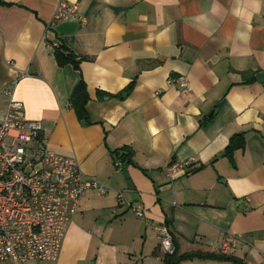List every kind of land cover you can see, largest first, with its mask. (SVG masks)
Returning <instances> with one entry per match:
<instances>
[{
  "label": "crops",
  "instance_id": "1",
  "mask_svg": "<svg viewBox=\"0 0 264 264\" xmlns=\"http://www.w3.org/2000/svg\"><path fill=\"white\" fill-rule=\"evenodd\" d=\"M61 2L78 3L85 22L69 19L49 29ZM54 38L83 57L79 69L58 64ZM260 72L264 0H0V106L22 101L54 150L109 187L86 192L57 261L25 264H160L164 224L180 253L217 252L205 242L236 234L242 239L232 254L264 264ZM180 76L186 92L169 82ZM82 79L89 122L70 102ZM132 82L126 98L115 96ZM98 91L106 94L99 98ZM239 132L246 145L232 163L223 153ZM124 146L133 149L132 162L117 159L123 162L117 167L113 151ZM178 161L190 163L166 176ZM99 210L120 220L121 241L87 226L90 212Z\"/></svg>",
  "mask_w": 264,
  "mask_h": 264
},
{
  "label": "built area",
  "instance_id": "2",
  "mask_svg": "<svg viewBox=\"0 0 264 264\" xmlns=\"http://www.w3.org/2000/svg\"><path fill=\"white\" fill-rule=\"evenodd\" d=\"M69 19L85 22L78 3L61 2L49 24ZM60 47L57 39L51 41ZM169 82L183 92L189 90L184 76ZM40 120L27 117L22 101L11 98L0 106V264L57 261L74 217L79 213L87 191L104 194L109 187L87 176L75 157L58 153L47 142ZM190 161L172 162L164 173L173 177ZM117 167L123 162L117 160ZM123 202V192L118 193ZM138 217L146 210L128 203ZM164 253H174L176 245L166 224L158 230ZM242 237L228 235L221 244L206 241L217 252L231 254Z\"/></svg>",
  "mask_w": 264,
  "mask_h": 264
},
{
  "label": "trees",
  "instance_id": "3",
  "mask_svg": "<svg viewBox=\"0 0 264 264\" xmlns=\"http://www.w3.org/2000/svg\"><path fill=\"white\" fill-rule=\"evenodd\" d=\"M55 57L60 66H64L67 64L73 65L74 68L79 69L80 62L83 57L79 58L76 54L70 51L67 46L61 43L60 47L55 48ZM134 82L130 83L122 92L116 94L115 96L119 98H126L131 91L133 90ZM106 93L103 91H98L99 98L103 97ZM89 101V93L87 90V85L85 81L82 79L74 88L70 102L73 109L76 111L79 119L89 122V115L87 113L86 105ZM214 113H211L208 118H206L203 123H205L208 119H210ZM246 138L245 133L239 132L235 133L230 137L229 143L223 153L225 157H227L232 163H234V154L237 150L245 148ZM113 155L115 160L121 159L123 162H132V157L134 155V151L129 146H124L120 149H116L113 151ZM176 245V243H175ZM158 250L155 251L157 253ZM208 259L215 261H228L232 264H250L245 259L238 257L234 254H223L220 252H203V251H195V252H186L180 253L178 250V246L176 245V250L174 253H164L163 255V263L164 264H181L186 260L191 259Z\"/></svg>",
  "mask_w": 264,
  "mask_h": 264
},
{
  "label": "rangeland",
  "instance_id": "4",
  "mask_svg": "<svg viewBox=\"0 0 264 264\" xmlns=\"http://www.w3.org/2000/svg\"><path fill=\"white\" fill-rule=\"evenodd\" d=\"M95 203L97 204H102V200L104 197L98 195L97 193L95 194ZM110 213L107 211L99 210V211H93L90 212V214L87 217V220L89 221L87 226L90 228H94L98 230V236H104L106 233L110 231L111 238L116 239L115 241H121V238L119 237V232L123 229V225L121 224L120 220H115L116 218L110 219ZM78 218V215H76L73 219L75 221ZM132 243V242H130ZM150 248L148 247L146 251H149ZM132 254L130 255L132 257V260H136L135 257H133V251H131ZM163 252V250H162ZM164 253V252H163ZM188 261V260H186ZM184 261V263L186 262ZM202 262H194V264H198ZM89 264H93V261H91ZM140 264V263H139ZM160 264H163L161 261ZM186 264H192L191 261L186 262Z\"/></svg>",
  "mask_w": 264,
  "mask_h": 264
},
{
  "label": "water",
  "instance_id": "5",
  "mask_svg": "<svg viewBox=\"0 0 264 264\" xmlns=\"http://www.w3.org/2000/svg\"><path fill=\"white\" fill-rule=\"evenodd\" d=\"M257 76L261 82H264V72H260Z\"/></svg>",
  "mask_w": 264,
  "mask_h": 264
}]
</instances>
